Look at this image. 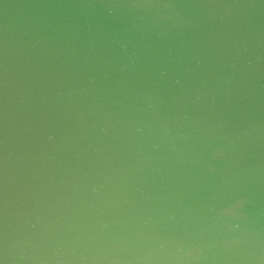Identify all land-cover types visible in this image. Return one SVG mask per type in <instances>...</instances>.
<instances>
[{"label":"water","instance_id":"95a60500","mask_svg":"<svg viewBox=\"0 0 264 264\" xmlns=\"http://www.w3.org/2000/svg\"><path fill=\"white\" fill-rule=\"evenodd\" d=\"M0 264H264V0H0Z\"/></svg>","mask_w":264,"mask_h":264}]
</instances>
